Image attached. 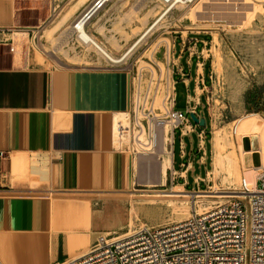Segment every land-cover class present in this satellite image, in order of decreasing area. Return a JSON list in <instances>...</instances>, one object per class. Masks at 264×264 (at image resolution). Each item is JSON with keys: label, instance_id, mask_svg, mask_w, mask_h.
<instances>
[{"label": "crops", "instance_id": "0c3cea01", "mask_svg": "<svg viewBox=\"0 0 264 264\" xmlns=\"http://www.w3.org/2000/svg\"><path fill=\"white\" fill-rule=\"evenodd\" d=\"M79 1L0 0V223L3 235L17 237L22 243L20 252L10 245V264H49L46 252L50 249H43V237L51 224L48 196L79 195L96 189L122 192L131 180L128 168L132 157L113 141L114 121L129 108L127 71L97 64L62 63L53 68L37 65L34 56L19 63L24 50L18 44L23 41L14 38V44L9 42L15 35L29 37L33 29L46 25L55 11L57 21L68 20L62 28L74 37L73 23L96 0L77 7ZM109 1L89 20L86 31L115 46L108 47L120 57L152 23L147 27V0ZM141 28L140 34L132 33ZM171 43L172 109L189 121L171 132L172 163L162 186L201 192L210 173L204 130L189 115L201 119V108L208 103L212 39L208 33L198 32L171 36ZM179 95L183 111L177 109ZM32 157L38 167L30 166L29 171L41 177L38 181L20 173L26 159ZM62 258L65 256H58Z\"/></svg>", "mask_w": 264, "mask_h": 264}, {"label": "rangeland", "instance_id": "374dc122", "mask_svg": "<svg viewBox=\"0 0 264 264\" xmlns=\"http://www.w3.org/2000/svg\"><path fill=\"white\" fill-rule=\"evenodd\" d=\"M85 1L81 0L75 5L80 7ZM114 1L110 0L109 2ZM248 1L250 4L244 3V0H194L185 4H177L146 35L136 49L117 65L131 76L135 97L138 90L144 94L150 82L152 83L153 88L157 89L154 101L155 115L161 116L170 109V102L173 98V83L169 80L168 84L166 82L168 74L171 78L169 60L172 45L171 36L193 35L198 32H206L210 35L212 39L209 52L211 80H209L206 90L208 103L201 108V118L205 120V126L202 129L204 130L210 173L212 171V135L215 132L227 134L239 155L235 131L238 120L253 113L259 114L264 120V0H260L261 2L259 0H257L258 2L256 0ZM146 3L148 27L169 4L161 0H147ZM56 19H58V15L56 16L55 11L48 21L53 24L51 27L47 26V23L40 28L33 29V33L29 37L15 35L10 38L11 44L16 41L14 38L18 43L23 41L18 44L20 49L24 50V53L19 56V63L25 61L27 57L34 56L37 65L44 64L53 68L61 67L62 63L79 66L109 65L92 46L80 44L75 36L73 37L68 33V30L62 28L68 21L66 18L59 21ZM143 29H133L132 33L140 34ZM101 33L103 32L101 31ZM91 37L109 54L115 57L119 56L109 49V47L114 49L115 46ZM166 93L167 99L165 98ZM178 101L177 109L183 111L181 95H179ZM118 121L124 124V114L119 115L114 121L113 141H115V147L124 151L126 156L132 157L135 167L138 168V173L136 170H132L129 183L132 185L130 188H127L128 185L124 187L122 192L96 189L93 192L79 195H50L47 197L50 199L47 203L51 202V216L54 218L55 224L49 231L48 240L58 242L56 253L46 252L49 264H63L72 260L86 252L93 242L106 232L113 233L110 238L128 233L131 221L134 228L139 229L142 226L158 228L175 223L180 213L166 208L168 203L180 206L181 214L186 211L190 216L193 212L201 213L214 205L236 200L235 197L216 198L212 195L215 196L217 192L240 190L241 179H244L243 171L236 184L226 182L222 173L216 179L209 173L207 182L201 187L203 190L201 192L186 193L162 186V184L159 185L158 178H153V170H156L157 167V162H154V159L162 154L160 143L156 154L147 156L137 154L139 150L132 135H126L121 141H117L114 130ZM166 129L169 139L165 143V147L171 153L172 160V127L167 126ZM160 131L161 129H158L159 134ZM134 136L135 134H133ZM250 142L248 138H243L242 150L247 152L249 149H256V141ZM229 152H231L230 149L227 150V153ZM258 156V154L246 156L247 163H241L242 169L252 165L259 167L261 164ZM175 161L177 165L180 163L177 150L175 151ZM36 162L34 157L31 160L26 159L25 164L22 165L24 170L20 173L27 178L30 175L32 180L36 178L38 181L41 177L38 174L34 177L33 171H29L30 166L38 167ZM124 169L126 173L127 164ZM41 170L44 171V169ZM261 173L262 169L257 178ZM203 174L202 171L201 175ZM147 204H152L149 205V208L157 206V208L163 209L152 215L146 212L148 210L139 209L142 206H148ZM131 205H133L134 211L130 221ZM72 207L74 209H71ZM3 229L0 223V264H10V261H5L2 254L4 250H1V247L12 244L14 246L20 239L3 235ZM246 231L247 237H249V222H247ZM86 238L89 239L87 246L77 247L79 241ZM12 246L6 248L4 254L12 256L10 253ZM73 247L75 248L74 252ZM60 255L65 258L58 259Z\"/></svg>", "mask_w": 264, "mask_h": 264}, {"label": "built area", "instance_id": "2783aa9c", "mask_svg": "<svg viewBox=\"0 0 264 264\" xmlns=\"http://www.w3.org/2000/svg\"><path fill=\"white\" fill-rule=\"evenodd\" d=\"M161 1L170 4L169 0ZM102 7L96 1L75 20V39L82 45L92 46L108 66L116 67L122 60L113 63L108 52L86 31V24ZM129 77V108L124 116L125 125L116 122V139L121 141L124 136L132 135L135 140V136L145 132L147 143L143 148L154 151L158 129L171 126L175 130L189 119L172 106L164 115L156 116L157 89L150 82L146 92L141 94L138 90L135 97ZM238 191L245 197L243 200L217 204L201 213L193 212L184 221L155 229H137L123 237L99 236L86 252L63 264H264V169L256 179L255 192H249L245 180Z\"/></svg>", "mask_w": 264, "mask_h": 264}, {"label": "bare ground", "instance_id": "6f19581e", "mask_svg": "<svg viewBox=\"0 0 264 264\" xmlns=\"http://www.w3.org/2000/svg\"><path fill=\"white\" fill-rule=\"evenodd\" d=\"M96 1H99V4H101L103 6L109 0H96ZM169 1H170L169 6L146 29V31L143 32L139 36V38L130 45V47L122 54V56L115 57V56H112L111 54L108 53L109 54V58L112 60L113 63H115V64L119 63L121 60L126 58L132 51H134V49H136L137 45L146 37V35L149 32H151L156 27L158 22H160L162 20V18H164L170 12V10H172L175 7V5H177V4H185L187 2H193L194 0H169ZM259 2H261V1L259 0ZM244 3L250 4V1L244 0ZM81 24H82V22L79 23V26ZM167 78H168V80L170 82H172L169 74H168ZM170 104L172 106V101L170 102ZM163 107H165V104H163ZM124 116H125V114H124ZM238 121L239 122H238V125L236 126V130L235 131L237 133V138L236 139H237V144H238L239 155H237V152L235 151V147H233V143L231 142V140L229 139V136L227 134L215 132L212 135V149H211L212 171H211L210 174H212L214 176V178L216 179V177L220 173H222L225 176V181L226 182H228L229 184H236L240 180L241 173L243 171L244 179H241V183H242L243 180H245V182L248 184L249 192H255L256 191V179H257V176L259 175V171L261 169L263 171V169H264V120H263V118H261V116L259 114L253 113V114L246 115L245 117H243L242 119H240ZM166 127L163 130L160 131V134L157 137V142H156L157 143V147H159L158 144L160 143L161 153L162 154L157 156L156 159H154V162L155 161L157 162L156 163L157 167H156V170H153L154 171L153 172L154 173L153 174V178H158L159 184H162V185L165 183L166 171L171 168V163H172L171 153L168 152L166 150V147H165V143L169 139L168 130L166 129ZM143 138H144V140H143ZM243 138H248L249 141H251V142H252V140H255L256 143H257L256 149H249V151H247V152L242 150ZM146 143H147V139H146V133L145 132H142L140 134V136H135V144H136V146H137V148L139 150V151H137V154H141V155H145V156L156 154L155 152H156L157 147H156L154 152H149V150H150L149 148H143V145L146 144ZM229 149L231 150V152L227 153V150H229ZM255 154L259 155L258 157H259L261 165L259 167L253 166V165L251 167H246L245 166L242 169L241 163L242 164L247 163L246 162V156H254ZM129 170H130V173H132V170H136V173H138V168L135 167V164H134L133 161H132V163H130V169ZM130 182H131V180H130ZM127 184H128L127 188H130L131 185H132V183L131 184L127 183ZM212 196L216 197V198L235 197V199H240V200H243L245 198L243 195L240 194L239 191L217 192L215 196L214 195H212ZM151 202H153V201H151ZM170 204L171 203H168L166 208L168 207L170 210H173V211H176V212L180 213V215L176 219V222L184 221V220H187V219H189L191 217V215L189 216V214L186 211H184V214H181L182 213V208L180 206H177L176 204H171V205ZM147 205L148 206H142L139 209L140 210H148L146 212H148L151 215L153 213H156V211L161 212V210L163 209V208L160 209V207L157 208V206L149 208V205H152V204H147ZM206 207H204V208H206ZM71 209H74V207H72ZM130 211L131 212L129 214L130 215L129 220L131 221L132 217H133L132 216L133 215V211H134L133 205H131V210ZM52 226H55V224H54V218H52V216H51L50 230H51ZM128 228L130 230L128 233H125V234L120 235L118 237H123V236L128 235V234L136 231L137 229H139V228H134V225H133L132 221L129 223V227ZM140 228H147V226H142ZM147 229H155V228H149V226H148ZM112 234L113 233H107L106 232V233L103 234V236L110 237V236H112ZM48 235H49V233L46 234L43 237L44 238V242L46 243V246H44L43 249H45V248L48 249L49 248L51 253L52 252L56 253L57 249H58V244H57L58 242L55 243V241L48 240V237H49ZM115 238H117V237H115ZM72 241H74V240H72ZM69 243H70V241H69ZM88 243H89V239H87V238L86 239H82L81 241H79L77 247H80V248L85 247V246H87ZM21 244L22 243L19 242L18 246L16 244L15 247H13V248H16L17 251L22 250L21 246H20ZM7 247H8L7 245H4V246L1 247V250H4V253H5L6 252L5 249ZM62 249H63V247H62ZM74 251H75V248L73 249V252ZM4 253L2 252L3 257L5 258V261L7 260L8 262L9 261L12 262L11 258H13V255L12 256L11 255L7 256V254H4ZM9 257H11V258H9Z\"/></svg>", "mask_w": 264, "mask_h": 264}, {"label": "water", "instance_id": "95a60500", "mask_svg": "<svg viewBox=\"0 0 264 264\" xmlns=\"http://www.w3.org/2000/svg\"><path fill=\"white\" fill-rule=\"evenodd\" d=\"M190 119L193 121V123H195L196 125H198L199 127H204L205 126V120L203 118L199 119L195 116V114L191 113L189 115Z\"/></svg>", "mask_w": 264, "mask_h": 264}]
</instances>
